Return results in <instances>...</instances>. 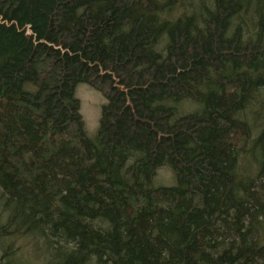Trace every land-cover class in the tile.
I'll list each match as a JSON object with an SVG mask.
<instances>
[{
    "label": "trees",
    "instance_id": "trees-1",
    "mask_svg": "<svg viewBox=\"0 0 264 264\" xmlns=\"http://www.w3.org/2000/svg\"><path fill=\"white\" fill-rule=\"evenodd\" d=\"M0 206V264H264V0H0Z\"/></svg>",
    "mask_w": 264,
    "mask_h": 264
},
{
    "label": "rangeland",
    "instance_id": "rangeland-1",
    "mask_svg": "<svg viewBox=\"0 0 264 264\" xmlns=\"http://www.w3.org/2000/svg\"><path fill=\"white\" fill-rule=\"evenodd\" d=\"M75 97L79 101L80 114L84 124V131L89 138H93L99 125L101 107L105 100L103 95L89 85L78 84L75 88ZM173 182V176L169 169L162 167L157 171L152 186H169ZM1 211V206H0ZM4 214H1V220Z\"/></svg>",
    "mask_w": 264,
    "mask_h": 264
}]
</instances>
